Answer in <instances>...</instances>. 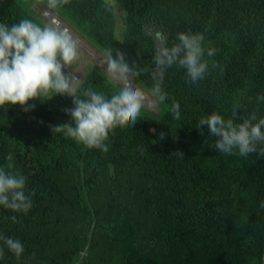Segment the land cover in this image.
I'll use <instances>...</instances> for the list:
<instances>
[{
    "label": "trees",
    "instance_id": "obj_1",
    "mask_svg": "<svg viewBox=\"0 0 264 264\" xmlns=\"http://www.w3.org/2000/svg\"><path fill=\"white\" fill-rule=\"evenodd\" d=\"M118 8L120 36L105 0H67L55 9L101 53H123L142 72L134 87L151 102L159 85L168 97L164 110L156 101L154 115L146 105L134 125L109 133L104 152L51 131L70 122V97L34 100L28 111L0 108V167L11 154L25 195L35 193L26 214L0 206V236L24 247L17 257L0 240V264H263L264 144L246 157L222 154L197 124L213 112L235 123L252 113L264 118V101H257L264 95V0H118ZM37 10L45 23L17 0H0V24L50 23L40 13L48 9ZM181 32L202 33L205 49H215L195 83L177 64L155 63L159 36L170 47ZM82 53L68 67L77 75ZM80 70L81 94L89 86L109 97L117 90L95 63Z\"/></svg>",
    "mask_w": 264,
    "mask_h": 264
},
{
    "label": "clouds",
    "instance_id": "obj_2",
    "mask_svg": "<svg viewBox=\"0 0 264 264\" xmlns=\"http://www.w3.org/2000/svg\"><path fill=\"white\" fill-rule=\"evenodd\" d=\"M61 2L67 3V0H48L47 6L55 9ZM177 41L169 47L166 38L159 36L155 53L157 67L177 64L186 70L188 82L202 80L209 70L205 56L213 57L215 49H205L202 33H177ZM79 55L78 40L67 28H61L58 21L44 26L30 19H22L11 27L0 24V108L20 106L28 111L34 108L31 101L43 102L57 95L70 97L73 107L65 109L70 122L53 126L51 131L65 133L87 148L106 152L109 133L117 127H131L138 121L149 92L134 87V80L142 72L131 67L119 50L114 53L108 48L102 53L101 63L106 65L105 73L118 86L117 90L109 97L89 86L81 94L78 78L66 71ZM215 66L213 62L212 67ZM150 95L157 97L160 103L168 99L159 85L153 86ZM257 101H264V95H258ZM238 107L233 108V116ZM179 108V103L173 101L172 114L177 120ZM203 125L216 138L214 148L222 154L232 155L238 150L240 156L246 157L257 152L258 144H264V118L257 119L255 113L242 123H235L233 118L225 119L213 112L199 119L197 127ZM174 154L183 157V153ZM259 155L264 156V147L259 149ZM6 159L7 165L0 167V206L26 214L32 207L31 197L35 193L25 195L26 178L12 171L11 154ZM261 207L264 208V203ZM12 220L15 222L16 217ZM0 240L17 257L24 252L18 239L0 236Z\"/></svg>",
    "mask_w": 264,
    "mask_h": 264
},
{
    "label": "rangeland",
    "instance_id": "obj_3",
    "mask_svg": "<svg viewBox=\"0 0 264 264\" xmlns=\"http://www.w3.org/2000/svg\"><path fill=\"white\" fill-rule=\"evenodd\" d=\"M18 2H20L21 4H23L24 6H26L29 10L32 11V13L43 23H45L46 21L38 14V6L40 7V9H48L51 14H56L57 16H60L61 18L64 19V21L66 22V25L71 34L74 36V38H76L79 42V50L82 51V56H83V60L82 63L80 62V64H78L79 69H81L82 65H86V63L90 62V63H95L98 67L99 70H101V72L105 75V77L111 81L106 73H105V67L106 65H103L101 63V61L103 60V55L102 53L99 51V49L97 47H95L92 43H90L89 41L80 38V36L78 35V31L72 26V24L70 23V21H68L62 14L59 13V11L57 9H50L47 7L46 1L45 0H17ZM106 2L110 3L114 9H115V14H116V31L117 34L120 36L121 34V30H122V22H123V16H124V12L123 11H119L118 8V0H105ZM36 7V9H35ZM49 13V12H48ZM50 14V13H49ZM41 15L44 16V12L41 13ZM57 21L58 19L55 18ZM61 21V20H60ZM60 21H58L60 23ZM50 23L52 22V20L49 21ZM62 23V22H61ZM65 27V26H64ZM156 35V34H155ZM159 39V38H158ZM81 56V57H82ZM99 65V66H98ZM78 73V77H82L83 73L81 70L77 71ZM112 82V81H111ZM114 83V82H112ZM115 84V83H114ZM154 101L152 106L149 108L150 112H152L154 115H156L159 112V104L157 102L158 99L156 97H151ZM151 100V99H150ZM157 101V102H156ZM146 109V108H145ZM164 110V105L161 103V109L159 114ZM147 111V110H145ZM158 114V115H159ZM155 120V119H154Z\"/></svg>",
    "mask_w": 264,
    "mask_h": 264
},
{
    "label": "bare ground",
    "instance_id": "obj_4",
    "mask_svg": "<svg viewBox=\"0 0 264 264\" xmlns=\"http://www.w3.org/2000/svg\"><path fill=\"white\" fill-rule=\"evenodd\" d=\"M45 13H47V15L45 14ZM44 16L46 17V18H48L49 20H55V21H57L54 17H52V15H50L47 11H44ZM152 102L148 99V101H146V105H147V107H151L152 106Z\"/></svg>",
    "mask_w": 264,
    "mask_h": 264
},
{
    "label": "built area",
    "instance_id": "obj_5",
    "mask_svg": "<svg viewBox=\"0 0 264 264\" xmlns=\"http://www.w3.org/2000/svg\"><path fill=\"white\" fill-rule=\"evenodd\" d=\"M59 26H60L61 28H66V27H64L61 23H59ZM66 71L69 72V73H71V74H73V75H75V76L79 79L78 75H77L76 73H74V72L69 71L68 68L66 69Z\"/></svg>",
    "mask_w": 264,
    "mask_h": 264
},
{
    "label": "crops",
    "instance_id": "obj_6",
    "mask_svg": "<svg viewBox=\"0 0 264 264\" xmlns=\"http://www.w3.org/2000/svg\"><path fill=\"white\" fill-rule=\"evenodd\" d=\"M36 8V7H35ZM43 11H47V12H49L50 13V15H52L51 14V12L50 11H48V10H42V11H40V13H42ZM53 17H55V18H57L56 16H54V15H52ZM58 19V18H57ZM58 21H60L59 19H58ZM62 21H60V23H61ZM65 25V27H66V24H64ZM76 70L77 71H79L80 69L79 68H76Z\"/></svg>",
    "mask_w": 264,
    "mask_h": 264
},
{
    "label": "water",
    "instance_id": "obj_7",
    "mask_svg": "<svg viewBox=\"0 0 264 264\" xmlns=\"http://www.w3.org/2000/svg\"><path fill=\"white\" fill-rule=\"evenodd\" d=\"M263 264H264V260H263Z\"/></svg>",
    "mask_w": 264,
    "mask_h": 264
}]
</instances>
